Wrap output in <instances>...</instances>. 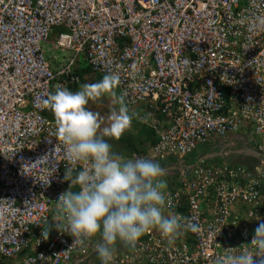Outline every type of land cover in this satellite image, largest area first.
I'll use <instances>...</instances> for the list:
<instances>
[{
  "label": "built area",
  "instance_id": "obj_1",
  "mask_svg": "<svg viewBox=\"0 0 264 264\" xmlns=\"http://www.w3.org/2000/svg\"><path fill=\"white\" fill-rule=\"evenodd\" d=\"M56 27L66 59L54 66L45 45ZM78 63L119 75L126 106L156 136L142 157L175 160L170 211L199 225L172 244L157 229L121 243L114 264H215L247 248L264 222V0H0V264L88 252L92 238L78 245L47 227L72 182L45 101L79 81ZM230 136L249 144L251 168L187 163Z\"/></svg>",
  "mask_w": 264,
  "mask_h": 264
},
{
  "label": "clouds",
  "instance_id": "obj_2",
  "mask_svg": "<svg viewBox=\"0 0 264 264\" xmlns=\"http://www.w3.org/2000/svg\"><path fill=\"white\" fill-rule=\"evenodd\" d=\"M119 84V75L112 72L77 91L58 87L45 101L56 117L68 162L64 179L75 189L58 197L61 220L56 227L78 238V245L98 237L95 250L101 264H114L117 242L134 248L152 229L169 244L199 229L196 222L170 211L173 201L159 162L125 156L109 142L118 141L139 118L126 106L125 95H117ZM105 94L114 97L118 108L101 129L103 118L87 105ZM215 264H264V222L256 227L247 248L218 256Z\"/></svg>",
  "mask_w": 264,
  "mask_h": 264
},
{
  "label": "crops",
  "instance_id": "obj_3",
  "mask_svg": "<svg viewBox=\"0 0 264 264\" xmlns=\"http://www.w3.org/2000/svg\"><path fill=\"white\" fill-rule=\"evenodd\" d=\"M64 33V29L61 27H56L53 29L50 37H49V41L48 43L45 45V49H48V54L50 55V59H51V63L52 65L55 66V61H57V59L61 60V59H66V53H62L59 51V54L56 53L54 54L55 51H58L54 45L56 44V42L59 40V37L61 34ZM54 44V45H53ZM56 46V45H55ZM55 61H53V59H55ZM81 63V62H80ZM57 65V64H56ZM107 99L105 97V101L107 102ZM106 104V103H105ZM105 111V110H104ZM103 111L102 115L105 114ZM102 115H100L102 117ZM103 118V123L101 126H107V122ZM136 122H138V119H136ZM134 121V134H132V136H130L129 138H123L122 141L125 142L126 140H128V142L123 143V145L125 147H123L121 150L119 149L120 146L122 145V142L120 141V139L118 141L115 140V142L117 143L115 146V151H117L118 153H121L125 156H130V157H142V155L147 152V150L153 145L151 144V140L153 138V136H148L150 137L147 138L145 135H142L141 133V128L137 127V123ZM139 123V122H138ZM233 136H230L229 138H227L225 140V142L223 140L217 141L216 143L213 142L212 144H209L206 147H202L199 148L198 150H196L195 152H193L191 155L196 157V161H199L200 159H202L201 162H204L206 160H208L207 162L210 161H214L215 157V161H220L222 159L221 156L226 157L227 160H229L231 163H237L239 165H248V164H252V160L251 158H247L246 157V153L245 150H247V148H249V144H244L242 145V143L238 140L234 143L236 144H230L229 139L232 138ZM119 145V146H117ZM129 145V147H128ZM117 148V149H116ZM131 149V150H130ZM132 149H134V152H132ZM144 151V152H143ZM132 155H131V153ZM228 154H231V157L227 156ZM188 157H186V161L187 163H189V161L187 160ZM155 161L159 162L160 165L165 169L166 171V176L165 179L168 177H171L173 175H175V170L176 167L174 166L175 164V160H173L172 158H169L167 160H158L156 159ZM73 190H75L73 188V185L71 183L70 187ZM57 216L55 214V212H52L51 216H50V220L47 224L48 227V231H49V236H51L56 229V225H57ZM99 238L98 237H94L92 238L90 244H89V249L87 254L81 256V257H75L72 259L70 264H101L96 250H95V245L97 243H99ZM122 249V244L120 242H117L116 245V252L120 251Z\"/></svg>",
  "mask_w": 264,
  "mask_h": 264
},
{
  "label": "trees",
  "instance_id": "obj_4",
  "mask_svg": "<svg viewBox=\"0 0 264 264\" xmlns=\"http://www.w3.org/2000/svg\"><path fill=\"white\" fill-rule=\"evenodd\" d=\"M74 74L79 78V81L78 82H75V83H73V84H69L68 86H67V88L69 89V90H71V91H77V88H78V86H79V82H81L82 84H85V83H87V84H94V83H96V82H98V81H100L101 79H102V77L103 76H101V75H99V74H97V73H95L94 71H92L89 67H87V66H82L81 68H75L74 69ZM100 102H102V104L104 103V105H105V103H106V101L103 99V98H101L100 99ZM103 105V106H104ZM94 107V106H93ZM105 116H104V119H105V121H107V123H108V117H109V112L107 111V110H105ZM50 118H52V119H54L55 121H57L56 120V117H55V115H54V113H53V111H52V114L50 115ZM133 123H134V120H133ZM132 123V124H133ZM137 123V127H140L141 128V133H142V135H145L147 138H149L150 139V137H148V136H153V138H152V140H151V144H154L155 143V141H156V136H155V134H154V132L147 126V125H142V124H140V123H138V122H136ZM132 127L134 128V124L132 125ZM114 144V143H113ZM123 145V144H122ZM114 146V150H115V145H113ZM117 146H119V145H117ZM123 147H125L124 145L123 146H120L119 147V149L121 150ZM128 147H129V145H128ZM117 149V148H116ZM131 150V149H130ZM132 152H134V149H132ZM144 152V151H143ZM195 152V151H194ZM187 160L189 161V163H193V162H195V160H196V157L195 156H193V155H190V156H188V158H187ZM208 160H206V161H204L203 163H209V162H207ZM214 161H215V159H214ZM247 167H252V164H248V166Z\"/></svg>",
  "mask_w": 264,
  "mask_h": 264
},
{
  "label": "rangeland",
  "instance_id": "obj_5",
  "mask_svg": "<svg viewBox=\"0 0 264 264\" xmlns=\"http://www.w3.org/2000/svg\"><path fill=\"white\" fill-rule=\"evenodd\" d=\"M56 53H58L59 54V50L58 51H55L54 52V54H56ZM76 68H81V65L78 63V66L76 67ZM85 84H87V83H85ZM81 85H84V84H82L81 82H79V86H78V88H77V90H79L80 89V87H81ZM116 92H117V95H120L121 93H120V90L117 88L116 89ZM105 97L106 98H108L107 99V102H106V104L104 105V103L102 104V102H100V99L101 98H103V99H105ZM113 100H114V97H112L111 95H109V94H105V95H103V96H101V97H99V98H97V99H94V100H90L89 101V103H88V105H87V108L89 109V110H91V111H94V112H97V113H99L100 115H102V113H103V111L104 110H107L108 112H109V115L111 114V112L114 110V109H116V108H118V105H116V104H114L113 103ZM104 105V106H103ZM94 106V107H93ZM104 113H105V111H104ZM52 114V113H51ZM50 114V115H51ZM103 116H105L104 114L102 115V117ZM134 121L136 122V119H134ZM107 122V121H106ZM139 122V121H138ZM140 124H142L141 122H139ZM108 124V123H107ZM134 124V123H133ZM132 124V125H133ZM142 125H144V124H142ZM132 134H134V128L133 127H131L127 132H125L124 133V135L121 137V139H120V141L122 142V144L123 143H127L128 142V140H126L125 142H123L122 141V139L123 138H129L130 139V136H132ZM109 142L110 143H114L113 145H115L116 146V142H115V140H109ZM118 151V150H117ZM131 153V152H130ZM131 155H132V153H131ZM130 157V156H129ZM230 162V161H229Z\"/></svg>",
  "mask_w": 264,
  "mask_h": 264
},
{
  "label": "water",
  "instance_id": "obj_6",
  "mask_svg": "<svg viewBox=\"0 0 264 264\" xmlns=\"http://www.w3.org/2000/svg\"><path fill=\"white\" fill-rule=\"evenodd\" d=\"M247 152H251L250 154H257L256 152H253V151H247ZM202 161V159H200L198 162H201Z\"/></svg>",
  "mask_w": 264,
  "mask_h": 264
},
{
  "label": "flooded vegetation",
  "instance_id": "obj_7",
  "mask_svg": "<svg viewBox=\"0 0 264 264\" xmlns=\"http://www.w3.org/2000/svg\"><path fill=\"white\" fill-rule=\"evenodd\" d=\"M227 156H228V157H229V156L231 157V154H228ZM215 159H216V157H215Z\"/></svg>",
  "mask_w": 264,
  "mask_h": 264
}]
</instances>
